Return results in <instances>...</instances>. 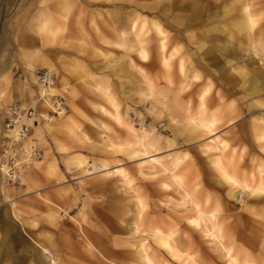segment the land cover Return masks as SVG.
Returning <instances> with one entry per match:
<instances>
[{
	"label": "rangeland",
	"instance_id": "obj_1",
	"mask_svg": "<svg viewBox=\"0 0 264 264\" xmlns=\"http://www.w3.org/2000/svg\"><path fill=\"white\" fill-rule=\"evenodd\" d=\"M1 70L38 155L0 171V264H264V0H0Z\"/></svg>",
	"mask_w": 264,
	"mask_h": 264
},
{
	"label": "bare ground",
	"instance_id": "obj_2",
	"mask_svg": "<svg viewBox=\"0 0 264 264\" xmlns=\"http://www.w3.org/2000/svg\"><path fill=\"white\" fill-rule=\"evenodd\" d=\"M245 10H246V22H247V29L249 30V32H250V34L252 35L253 34V30H254V27H255V23H256V20H255V18H254V14H253V12H251L250 11V7H248V6H245ZM155 30H156V32L158 33V35L159 36H162L161 37V42H160V46H159V48H160V50H161V62L166 66L167 64H168V60L163 56V51H164V38H165V34L163 33V31H161V29H160V27L159 26H157V25H155ZM146 53L143 51V50H141V51H139V55H140V57L142 58V57H145L146 55H145ZM38 78V77H37ZM5 79L3 78V76L1 77V79H0V90L2 91L4 88H5V81H4ZM39 80V79H38ZM40 82V84H42V85H47V89H45V91L42 93V95L43 96H45V94L47 93H50L51 92V90H52V88L49 86L50 84H45V83H42L41 81H39ZM209 90V87H207V88H205L204 89V91H202L200 94H198L199 96H198V99H199V101H200V103H199V105H201V106H204V96H205V94L207 93V91ZM1 93V92H0ZM2 94V93H1ZM0 94V95H1ZM1 97V96H0ZM44 99V98H43ZM113 100H115V98H113ZM48 102V100H47V98H45L44 99V103H47ZM47 105H49V104H47ZM116 105V107H117V104H115ZM205 107V106H204ZM200 108V107H199ZM199 108H198V110H199ZM200 109H202V108H200ZM197 110V111H198ZM204 110V109H203ZM199 112V111H198ZM197 112V113H198ZM204 112V111H203ZM59 113H61V112H59ZM196 113V114H197ZM19 117V116H18ZM18 117H17V120H16V122L15 123H13V125L11 126V127H9L6 131L4 130V132H8L9 130L11 131V134L14 136V137H16V134H17V137H18V139H16V138H14V137H11V136H9L10 137V139H11V143H12V141H14L16 144H13V146H11V147H9V149L5 146V145H0V153H3L4 151H7L8 153L7 154H9V155H11L13 158H14V160H16V161H22L23 159H24V156H25V154L27 153V151H28V148L26 149V151H25V149H22V147H21V144H20V135L18 134V132H17V130H18V126H15L16 124H17V122H18ZM116 119H117V121L118 120H120L119 119V116L118 115H116V116H114ZM28 119V118H27ZM115 119V120H116ZM187 124H186V126L187 125H189V124H195V127H196V125H198V126H200V127H202V128H204V129H208L209 131H211V128L214 126V124H215V119L213 118V117H206V116H204L203 115V113H200V115H198V117L196 118V120H194L193 118H189V119H187ZM119 122V121H118ZM264 122V121H263ZM18 125H20V124H18ZM188 127V126H187ZM14 128V129H13ZM258 130H257V132H256V136H257V139H259V140H263L264 139V126H260V127H258L257 128ZM144 134H145V132L144 131H142L141 133H140V135H139V137L138 138H140L141 140H143V136H144ZM22 135H24V132L22 133ZM22 139V138H21ZM218 139V138H217ZM20 140V141H19ZM220 140V139H219ZM107 142V144L108 145H110V146H120L119 144H116V143H114L113 141H111V140H107L106 141ZM222 143H221V145H223V147L225 148V145H227L225 142L223 143V141H221ZM10 143V142H9ZM156 143V142H155ZM155 145H157V144H155ZM128 146V145H127ZM132 146V145H131ZM146 146L147 147H149L150 149L151 148H153L154 146L153 145H149V144H146ZM36 147V146H35ZM222 147V148H223ZM37 148V147H36ZM148 148V149H149ZM149 149V150H150ZM226 149V148H225ZM152 150V149H151ZM153 151V150H152ZM143 154H147V150L145 149V151L143 152ZM38 155V154H37ZM36 155V156H37ZM35 157V156H34ZM142 157V156H141ZM170 158H171V156H170ZM146 159V158H145ZM31 160V159H30ZM29 160V161H30ZM143 160V159H142ZM148 160V159H147ZM28 161V162H29ZM145 161V160H144ZM152 165H157L158 167H161V168H163V169H166V166L161 162V161H159L158 159H156V158H152L151 157V159H150V157H149V160H148ZM140 162H142V161H140ZM225 163V162H224ZM26 163H22V162H20V163H18V166L20 167V166H23V165H25ZM80 165H82V166H84V168H85V171H90V170H92V166H91V164H88V163H85V162H80L79 163ZM226 164V163H225ZM231 165H232V163H231ZM7 167H8V165L6 164V162L5 161H2L1 163H0V171L2 170V171H5L6 170V172L4 173V175L6 174V175H9L8 174V170H7ZM225 168H226V165L224 166ZM227 169V168H226ZM232 173V171L230 172V174ZM110 174V172H108V173H106V175H109ZM119 174H121V173H119ZM228 172H226L225 170H222V173H221V176H222V179L223 180H228V181H231L232 182V184L234 185V186H239V188H242V189H245V185H242L241 183H238L235 179H233V177L230 175ZM16 175H17V172H16ZM233 175V174H232ZM18 176V175H17ZM19 177V176H18ZM253 180V179H252ZM254 183H255V180H254ZM250 185V184H249ZM248 185V186H249ZM249 187H252L251 185L249 186ZM246 188H248V187H246ZM250 189V188H249ZM257 191H261V192H263L264 191V187H260V188H258L257 189ZM186 196H188L187 194H186ZM201 216V215H200ZM202 219V218H201ZM151 234H152V237L155 239V241H156V243H157V245L158 246H160L161 248H163V249H165L166 251H168L170 254H172V255H177L176 257H178V255H179V252L180 251H178L179 249H177V247L174 245V241H172V238H171V236L170 235H168V234H166V233H164V232H161L160 230H158V229H156V230H153L152 232H151ZM214 235V234H213ZM215 238H216V236H214ZM222 245V244H221ZM223 246V245H222ZM227 252H229V250H227ZM136 255H137V257H138V259H139V261H143V262H151V260H150V258L147 256V254H146V251H145V246L143 245V243H141V244H139V246H138V248H137V250H136ZM182 255V254H181ZM180 256V255H179ZM189 258H191V257H188V259ZM232 258V257H231ZM185 260V259H184ZM186 261V260H185ZM193 263V262H192ZM247 263V262H246ZM194 264V263H193Z\"/></svg>",
	"mask_w": 264,
	"mask_h": 264
},
{
	"label": "built area",
	"instance_id": "obj_3",
	"mask_svg": "<svg viewBox=\"0 0 264 264\" xmlns=\"http://www.w3.org/2000/svg\"><path fill=\"white\" fill-rule=\"evenodd\" d=\"M39 81H41L42 83L45 84H50L52 82L53 79V72L50 69H42L38 72L37 75ZM28 113H31L30 110H27ZM18 115L16 114V108L12 105H10L8 107V110L5 112L3 119H2V130L6 131L9 127H11L13 125V123L16 122ZM24 126H22V124L20 123L19 127H18V134L22 135V133L24 132ZM10 142V143H9ZM13 144H15L14 141H12L11 143V139L9 137V135L6 132H3L0 138V145H5L8 149L9 147L13 146ZM7 151H4L3 153H0V163L2 161H5L6 164L8 165L7 170H8V174H5V177L9 180H14L16 179V172H17V164L20 162H28L30 159H32L34 156H36L38 154V149L34 146L31 145L28 148L27 153L24 156V159L22 161H16L14 160V158L7 154Z\"/></svg>",
	"mask_w": 264,
	"mask_h": 264
},
{
	"label": "snow or ice",
	"instance_id": "obj_4",
	"mask_svg": "<svg viewBox=\"0 0 264 264\" xmlns=\"http://www.w3.org/2000/svg\"><path fill=\"white\" fill-rule=\"evenodd\" d=\"M144 59L147 61L148 60V57H144ZM245 119H246V117H245ZM238 123L242 124L243 121H238ZM200 142L203 143V140H201ZM190 147L193 150H195L196 149V144L195 143H191ZM174 150H176V149H174ZM194 154H196L197 155V158H199V154L198 153H194ZM201 165H202V167H204L205 169H207V165L204 163V161H201ZM118 167H119V165H118ZM221 191H222V189H221Z\"/></svg>",
	"mask_w": 264,
	"mask_h": 264
},
{
	"label": "crops",
	"instance_id": "obj_5",
	"mask_svg": "<svg viewBox=\"0 0 264 264\" xmlns=\"http://www.w3.org/2000/svg\"><path fill=\"white\" fill-rule=\"evenodd\" d=\"M4 72H6V71L1 70V71H0V75H1L2 73H4ZM7 77H8V76H7ZM8 79H9V77H8ZM154 156H156V155H155V154L150 155V159H151V157L154 158ZM155 158L158 159L157 157H155ZM80 162H83V160H80L79 163H80ZM149 163H150V162H149ZM88 164H89V162H88ZM80 166H81V165H80ZM153 167L160 168V167H158L157 165H153ZM41 264H45V263L42 261Z\"/></svg>",
	"mask_w": 264,
	"mask_h": 264
}]
</instances>
